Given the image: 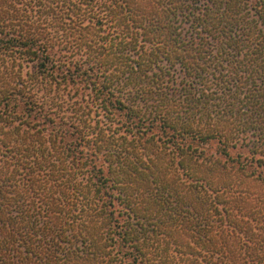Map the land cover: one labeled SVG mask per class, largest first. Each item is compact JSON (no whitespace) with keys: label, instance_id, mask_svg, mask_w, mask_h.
<instances>
[{"label":"trees","instance_id":"trees-1","mask_svg":"<svg viewBox=\"0 0 264 264\" xmlns=\"http://www.w3.org/2000/svg\"><path fill=\"white\" fill-rule=\"evenodd\" d=\"M263 165L264 0H0V264H264Z\"/></svg>","mask_w":264,"mask_h":264},{"label":"rangeland","instance_id":"rangeland-1","mask_svg":"<svg viewBox=\"0 0 264 264\" xmlns=\"http://www.w3.org/2000/svg\"><path fill=\"white\" fill-rule=\"evenodd\" d=\"M52 54H56L60 56L63 54H70V53H66V51H61L60 49L55 48ZM30 65L31 63H25V67H23L25 72L31 70L32 66ZM42 85L44 86L42 92L45 91V94L49 96L53 105L56 106L57 104H60L62 106L65 115H67L68 117L69 116L72 117L73 120L75 121L82 120L86 122L87 119L92 118L91 120H94L95 122L99 121L100 125L98 128L104 127V132H105L104 135L106 136L107 139L109 138V136H114L116 139H118L119 136L122 137L126 135L127 141L128 142L130 141L131 143L130 142L126 143L123 139H119L118 144L126 145V147L129 148V153H132L133 150H135V153L139 157H142L141 159L142 161H147V162L150 161L151 158L154 157L153 153H157L155 150L161 152L162 150L165 149L162 146H160L161 144H159V142L156 144V140L155 142L153 140H150L151 134H146V135L134 134L133 136H131V134L127 135V132H125V128L122 126V124H117L118 121L113 120L114 116L117 117L116 112H114V114H109L103 111L102 108L100 109L97 108L98 102L94 98L95 93L92 91L89 82H84L80 85L71 83L68 86H66L64 83H61L60 85L57 86L55 83H51L46 80L45 83ZM91 120H89V122ZM94 121H92L91 123H95ZM94 131L95 130H93V132ZM96 133L94 134L95 136ZM111 139L113 138H109L112 144L116 143ZM110 145L111 144H109V146L108 145L103 146L104 148L103 151L106 149L109 150L110 148H113L114 150L115 147H110ZM211 150L214 151V147ZM260 171L264 173V165L260 168ZM118 181H120V183L123 182L122 179H119ZM133 185H136V182ZM245 186L250 187V189H252L251 199L252 198L253 200L255 199L254 200L255 203L256 202L258 203L256 197L264 196V182L253 181L251 179L249 180V183L245 184ZM259 206L261 205L259 204ZM159 212L157 213L158 215H160Z\"/></svg>","mask_w":264,"mask_h":264}]
</instances>
